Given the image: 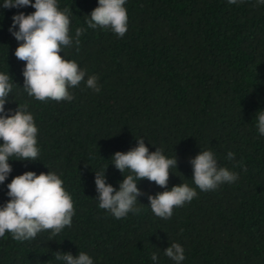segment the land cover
Returning <instances> with one entry per match:
<instances>
[{
  "label": "trees",
  "instance_id": "16d2710c",
  "mask_svg": "<svg viewBox=\"0 0 264 264\" xmlns=\"http://www.w3.org/2000/svg\"><path fill=\"white\" fill-rule=\"evenodd\" d=\"M3 2L0 72L13 83L5 111L11 115L28 105L39 129L40 155L37 161L10 158L0 206L10 199L7 184L14 177L52 171L76 211L71 227L56 236L45 231L25 241L11 233L0 237V264H65L55 252L80 251L94 264H176L164 254L171 243L185 250L181 264H264V135L257 127V113L264 110V4L127 0L128 31L121 38L111 29L88 27L98 0H58L70 14L73 37L62 55L86 70L85 81L70 90L74 99L58 103L27 94L25 63L15 57L20 42L9 30L13 17L35 9L4 8ZM77 28L84 29L79 51ZM91 75L99 78V92L86 86ZM139 138L150 151L177 156L168 189L195 187L190 159L202 150H211L238 179L213 191L197 188V197L169 219L155 216L148 199L166 189L140 180L141 213L117 220L99 207L96 171H106V182L119 190L132 173H121L112 157L136 147Z\"/></svg>",
  "mask_w": 264,
  "mask_h": 264
},
{
  "label": "clouds",
  "instance_id": "9594fccd",
  "mask_svg": "<svg viewBox=\"0 0 264 264\" xmlns=\"http://www.w3.org/2000/svg\"><path fill=\"white\" fill-rule=\"evenodd\" d=\"M127 0H98V6L92 10L87 21L89 28L111 29L118 37L128 31ZM238 0H228L236 4ZM244 2V0H240ZM264 4V0H257ZM35 9L31 14L20 12L13 17L9 29L19 45L15 57L25 63L22 70L23 88L30 97L41 102H55L74 99L73 88L85 81L86 70L80 68L75 60L65 59L62 55L66 48L73 45L71 36V19L67 9L61 10L58 0H4L2 7H26ZM19 26L18 30L16 26ZM84 29L77 28L75 44L79 51V37ZM98 76H88L86 86L96 92L100 91ZM13 91V83L8 74L0 72V185L4 184L10 173L11 157L22 161H37L40 155L38 147L39 129L28 105H19L13 114L8 115L5 104ZM257 127L264 135V110L257 113ZM138 145L127 152L117 151L112 159L121 173L129 170L132 174L125 176L119 190L106 182V171L97 172L95 185L98 193L99 207L110 212L117 220L130 212L140 214L137 207L138 197L143 192L138 181L147 179L165 191L149 195L150 208L155 216L162 219L172 217L174 209L190 203L197 197V188L202 192L216 190L224 183H234L238 173L221 167L211 150H202L190 159L193 167L192 180L195 187L182 183L168 189L172 174L171 169L178 167L177 156L168 158L157 148L150 151L143 138ZM228 153V159L234 158ZM60 175L55 172L26 171L14 177L7 184L10 199L0 206V237L11 233L17 241L34 239L41 232L50 231L58 235L66 227H71L75 206L71 194L63 186ZM165 256L176 264L185 260V250L180 243H171L164 250ZM55 259L65 264H94L93 258L80 251L78 255L70 252H55ZM151 259L157 261L156 253Z\"/></svg>",
  "mask_w": 264,
  "mask_h": 264
}]
</instances>
